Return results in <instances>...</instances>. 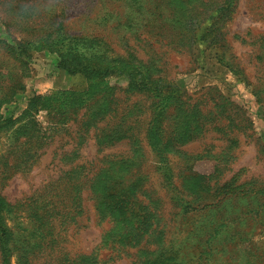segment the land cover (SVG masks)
<instances>
[{"label":"rangeland","instance_id":"1","mask_svg":"<svg viewBox=\"0 0 264 264\" xmlns=\"http://www.w3.org/2000/svg\"><path fill=\"white\" fill-rule=\"evenodd\" d=\"M231 1L0 0V264H264V0Z\"/></svg>","mask_w":264,"mask_h":264},{"label":"trees","instance_id":"2","mask_svg":"<svg viewBox=\"0 0 264 264\" xmlns=\"http://www.w3.org/2000/svg\"><path fill=\"white\" fill-rule=\"evenodd\" d=\"M226 1H227L226 7H229L230 3L232 1L231 0H226ZM222 10H223V7H220L217 9V11H222ZM210 18L211 17H210V13H209V16L207 19H210ZM180 26L184 27L185 25L182 24ZM96 62L97 61H95V63H94V61H91L90 59H88V57L86 55H81V59L78 62H74L73 58L68 59V60H67V58H63L62 60H58L56 65L58 68L64 69L68 73H73V74L74 73H84L88 77L102 76V75L106 76L109 69H111L110 73L112 71H114L113 67L101 68V66L99 64H97ZM127 77L129 79V83H128L129 87L130 88H136L137 83L140 81L139 76L128 75ZM143 87H144V84H143ZM153 89L156 90V88L154 86H153ZM156 97H159V96H156ZM163 100L164 99H162L161 101H163ZM162 103L159 106H161L162 109H165L167 104H166V102H164L165 105L164 104L162 105ZM115 163L122 164L123 161L120 159L118 161H115ZM128 165L130 166V164H128ZM94 182H96V181H94ZM137 182H138V180H136V183ZM112 183L119 184L117 181H113ZM91 192H92V194H93V196H94V198H95V200L99 206H102L104 203L108 204L109 201L111 200V198L114 197V195L112 194V192H114V190L107 188V186L102 181L97 182L96 183V189L91 190ZM109 213L111 214V211H109ZM184 218L185 217H183V220H184ZM142 264H146V262H143ZM174 264H176V263H174Z\"/></svg>","mask_w":264,"mask_h":264}]
</instances>
